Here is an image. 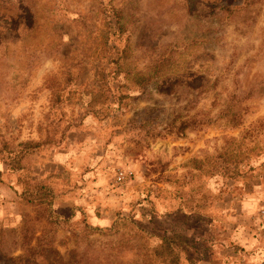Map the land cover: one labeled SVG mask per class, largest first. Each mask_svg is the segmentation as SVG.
Instances as JSON below:
<instances>
[{
	"label": "rangeland",
	"instance_id": "374dc122",
	"mask_svg": "<svg viewBox=\"0 0 264 264\" xmlns=\"http://www.w3.org/2000/svg\"><path fill=\"white\" fill-rule=\"evenodd\" d=\"M0 172V264H170L156 236L228 264L264 205V0H0ZM35 183L66 223L10 198Z\"/></svg>",
	"mask_w": 264,
	"mask_h": 264
},
{
	"label": "trees",
	"instance_id": "16d2710c",
	"mask_svg": "<svg viewBox=\"0 0 264 264\" xmlns=\"http://www.w3.org/2000/svg\"><path fill=\"white\" fill-rule=\"evenodd\" d=\"M114 17H115V20L119 19L118 14H115ZM182 128H184V125L180 128V130ZM23 147L28 148L31 146H27L25 144ZM5 169H7V168L5 167ZM18 170H21V168L17 167L15 170H10V171H18ZM0 176H1V172H0ZM12 192L14 193V195L16 197H18V199L21 202H23L26 205L45 207L47 221L54 226L58 225L59 223H66L68 221L69 217L72 215L71 214L69 217L63 218L59 214L54 212V209L52 208V204L56 200L57 194L52 190V188H50L49 186H46L44 184L35 183V184H31V185H25L22 189H19V190H15L13 188ZM256 223H257V226L259 228H261L264 224L261 222V220H257ZM115 225H116V221H112L110 226L105 227V229L108 231H111L112 229L115 228ZM91 229H97L98 230L100 228L93 227ZM156 238H158V240H159V251H155L154 254L157 255V257H159V258H162V257L164 258V257L168 256L170 259V262H168V263L171 264V262H174V260H175V255L173 256V251H174V249L178 248L177 246H179V244L175 243L174 240H171L170 238L160 237V236H156ZM6 259L8 261L15 262V263L19 264L22 257L6 258ZM188 263L194 264L191 261H188Z\"/></svg>",
	"mask_w": 264,
	"mask_h": 264
},
{
	"label": "crops",
	"instance_id": "0c3cea01",
	"mask_svg": "<svg viewBox=\"0 0 264 264\" xmlns=\"http://www.w3.org/2000/svg\"><path fill=\"white\" fill-rule=\"evenodd\" d=\"M7 191L11 195L10 198L17 201L18 197L14 195L12 190ZM11 201H2V204L0 201V220H10L6 216L9 212V206L13 204ZM247 222H249L251 228H246L245 231L243 230L244 232L240 231L238 234L233 233V241H235L233 245L238 247L239 253H231L230 256H233V259L228 264H264V230L262 232L258 231V229H264V224L261 228H258L256 220Z\"/></svg>",
	"mask_w": 264,
	"mask_h": 264
},
{
	"label": "built area",
	"instance_id": "2783aa9c",
	"mask_svg": "<svg viewBox=\"0 0 264 264\" xmlns=\"http://www.w3.org/2000/svg\"><path fill=\"white\" fill-rule=\"evenodd\" d=\"M125 179H126V175L121 170H118L113 177L114 184L116 185L124 184L126 181ZM251 220L264 221V205L258 207L255 217H253V219Z\"/></svg>",
	"mask_w": 264,
	"mask_h": 264
}]
</instances>
